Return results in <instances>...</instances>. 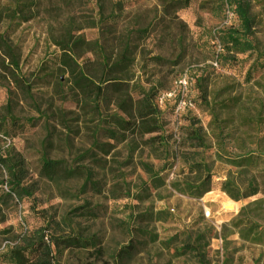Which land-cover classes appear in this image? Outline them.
I'll return each instance as SVG.
<instances>
[{
  "label": "rangeland",
  "instance_id": "rangeland-1",
  "mask_svg": "<svg viewBox=\"0 0 264 264\" xmlns=\"http://www.w3.org/2000/svg\"><path fill=\"white\" fill-rule=\"evenodd\" d=\"M15 1L0 0V33L21 67L9 59L5 67L0 53V122L8 106L18 119L8 120V136L0 133V157L23 161L33 196L10 194L0 167V254L46 216L53 234L97 242L63 248L61 264H199L195 251L204 264H264V192L234 201L223 184L246 182L251 152L264 178V0H248L255 50L220 57L217 66L222 32L239 23L229 0H33L28 19L11 20ZM63 49L95 83L121 62L124 84L79 101L60 68ZM186 70L196 76L193 109L159 104V128L146 135L111 122L126 119L119 99L169 92ZM197 127L206 147L192 136ZM95 142L100 147L79 160ZM45 158L82 173L49 179ZM0 264L10 263L0 257Z\"/></svg>",
  "mask_w": 264,
  "mask_h": 264
},
{
  "label": "trees",
  "instance_id": "trees-1",
  "mask_svg": "<svg viewBox=\"0 0 264 264\" xmlns=\"http://www.w3.org/2000/svg\"><path fill=\"white\" fill-rule=\"evenodd\" d=\"M33 0H16L14 7L7 8V18L14 19H28L27 11L29 4ZM229 9L234 12L236 18L239 20L237 26H231L222 32L220 40L221 50L217 56V63L219 58L230 57L236 59V54L247 53L254 51L256 46L252 38L254 28V18L251 13V4L248 0H229ZM3 15V12L1 13ZM10 38L7 32L0 33V53L2 54L1 63L5 66V59L10 60V64L14 70L21 71L18 56L15 49L12 47ZM66 49L59 56L60 68L70 74V86L68 92L73 97L81 98L90 97L91 93H96L99 96H104L105 92L110 87H118L119 89L124 84V71L119 68L121 62L108 66L106 69V78L99 79V83L85 74L82 70H78L73 56L69 54ZM108 65V64H107ZM8 67V66H5ZM7 69V68H6ZM19 84L22 88L27 86L22 76H19ZM162 94V93H161ZM153 93V90L143 89L141 96L137 99L133 96H127L124 99H119L115 106L122 113L125 114L126 119H121L112 116L111 122H115L120 131H128L129 133H139L142 135L155 133L159 128L160 109L158 98ZM10 111L9 116L4 122H0V133L8 136V120L14 126L18 119L13 115V109L8 106ZM196 124V123H194ZM192 136L197 140L198 147H206L205 139L202 136L201 128H193L191 130ZM100 147L99 142H95L92 147L85 151L78 159H84L91 155L95 148ZM252 152L245 157L246 172L249 173L245 183H234L230 180L223 182L224 191L234 201L251 197L260 192H264V178L259 181L257 170L253 165ZM0 167L10 174V194H14L19 198H32L33 192L25 185L26 173L23 167L22 160H14L13 157L2 155L0 157ZM42 169L44 174L53 179L58 174H63L66 177L81 175L82 171L79 169H68L61 160H51L45 158L43 160ZM85 184L92 183V171H84ZM264 177V176H263ZM4 184V182H0ZM91 214L90 210L84 212ZM50 220L43 217V223L40 226L29 228L26 226L14 244L9 245L6 250L0 254L4 261L10 264H61L57 256L63 248L83 249L88 247H96L97 242L94 238H86L81 234L56 235L51 231ZM186 250L193 249L191 244H187ZM196 260L199 264H204L202 256L198 252H194ZM199 257V258H198Z\"/></svg>",
  "mask_w": 264,
  "mask_h": 264
},
{
  "label": "built area",
  "instance_id": "built-area-1",
  "mask_svg": "<svg viewBox=\"0 0 264 264\" xmlns=\"http://www.w3.org/2000/svg\"><path fill=\"white\" fill-rule=\"evenodd\" d=\"M231 16L235 17L234 12H231ZM213 65L217 66V61L213 62ZM195 80L196 76L192 71L186 70L179 74L175 79L174 88L159 96V104L164 105L172 102L175 111L180 114L187 109H193L195 107V102L189 97V94L193 84L196 82Z\"/></svg>",
  "mask_w": 264,
  "mask_h": 264
},
{
  "label": "bare ground",
  "instance_id": "bare-ground-1",
  "mask_svg": "<svg viewBox=\"0 0 264 264\" xmlns=\"http://www.w3.org/2000/svg\"><path fill=\"white\" fill-rule=\"evenodd\" d=\"M228 206L230 207V208H232V210H237V204L236 203H234L233 201H230L229 203H228Z\"/></svg>",
  "mask_w": 264,
  "mask_h": 264
}]
</instances>
